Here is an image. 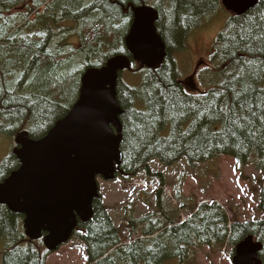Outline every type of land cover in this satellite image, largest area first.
I'll return each mask as SVG.
<instances>
[{
	"label": "trees",
	"instance_id": "obj_1",
	"mask_svg": "<svg viewBox=\"0 0 264 264\" xmlns=\"http://www.w3.org/2000/svg\"><path fill=\"white\" fill-rule=\"evenodd\" d=\"M20 1L0 0V137L13 136L15 128L22 127L34 141L43 139L72 110L87 70L100 69L115 56L130 55L125 39L133 23L132 9L148 6L159 14L156 27L166 44V60L152 70L137 69L133 61L132 71L141 75L140 83L128 84L122 74L117 86V100L124 110L118 178L129 181L145 173L158 181L159 213L135 219L131 211L126 231L143 240L125 245L124 227H116L109 209L95 201L92 220L80 223L74 235L86 248L88 264L169 260L195 264L196 250L236 248L250 236L262 244L264 264V217L232 223L217 203L193 205L182 194L181 183L174 187L178 208L167 215L163 188L169 182L150 166L156 160L165 167L186 160L193 169L231 157L244 180L247 167L261 174L256 194L264 215V0L243 16L230 14L214 44L210 70L199 72L203 86L205 74L212 79L206 82V92L200 93L188 92L181 82L174 54L185 50L191 33L210 16L225 11L221 0H41L33 6L44 12L27 21L31 15L27 11L22 25L3 17L4 9ZM66 22L76 23L81 47L67 40L56 43ZM12 51L17 60L10 56ZM26 76L31 78L29 93L23 84ZM18 77L23 78L19 93L15 91ZM19 167L15 156L8 157L0 165V183ZM187 209L190 218L181 222L176 216ZM22 224L21 215L0 206V264H46L49 253L43 242L29 240Z\"/></svg>",
	"mask_w": 264,
	"mask_h": 264
},
{
	"label": "water",
	"instance_id": "obj_2",
	"mask_svg": "<svg viewBox=\"0 0 264 264\" xmlns=\"http://www.w3.org/2000/svg\"><path fill=\"white\" fill-rule=\"evenodd\" d=\"M259 0H222L226 12L243 16ZM133 23L125 39L127 55L108 60L100 69H89L81 79L78 101L48 135L34 142L18 137L15 150L22 161L18 171L0 184V205L24 216L25 235L43 239L49 252L68 243L79 223L94 216L100 199V178L114 180L121 173L124 110L117 100L122 73L132 61L156 69L167 58L166 44L157 31L158 12L148 6L132 9ZM262 244L252 236L235 250L233 264H263Z\"/></svg>",
	"mask_w": 264,
	"mask_h": 264
},
{
	"label": "rangeland",
	"instance_id": "obj_3",
	"mask_svg": "<svg viewBox=\"0 0 264 264\" xmlns=\"http://www.w3.org/2000/svg\"><path fill=\"white\" fill-rule=\"evenodd\" d=\"M38 1L41 0H22L19 2V5L4 9L3 17L10 22H18L22 25V22L25 21L23 18L29 15L27 11H31V15H29L27 21H32L37 15L44 12V8H40L37 11L36 9L34 10L33 5L34 3H38ZM229 16L230 14L225 11H219L210 16L201 27L191 33L185 50L174 54L182 75L181 82L188 92H206L205 85L209 84V81L212 80L211 75H204L203 86L199 72L203 73L206 70H210V66H212L210 56L215 51L214 44L218 35L225 28L224 26ZM58 19L60 18L58 17ZM63 25H66V27H63L64 30L61 36L58 35L55 38L56 43L61 44L63 40H67L70 45L75 47L79 45L81 47L82 41L80 40L79 28L76 27V23L66 22ZM11 29L13 30L14 27L11 26L9 31ZM29 31L30 29H25V32ZM63 33L64 35L62 36ZM68 50H71V48ZM12 53L10 54L12 59L17 60L19 56L15 55L13 51ZM137 67V69H141L140 64ZM134 72L126 71L123 73L122 77L128 84L136 85L140 83L142 79L141 75ZM24 79L23 82V78L18 77L15 87L17 93L22 90L20 86L22 82L26 88L25 93H29L28 84L31 78L30 76H26ZM15 130L19 133L12 138H0V141H2L0 142V165L4 164L12 148L16 146L15 140L23 135L22 128H15ZM13 156L16 157V155ZM234 165L235 162L232 158L224 156L217 162L212 161L204 165H197L193 169L189 167L186 160L172 166L173 168L165 167L157 160L153 161L150 166L153 173L163 172L166 180L169 182L168 188H163L164 210L167 212V215H171L170 213L173 210L176 211L178 208V202L175 200V190L178 184L181 183L182 194L185 198L192 199L193 205L199 206L207 202L217 203L222 206V209L232 223L235 221L251 222L262 219L264 215L258 210L259 198L256 194V189H259L257 181H259L261 174L254 167H247L244 170V176H246L247 180H244L240 173L235 170ZM174 187L175 190H173ZM99 188L102 197L100 200L104 206L109 208V216L116 227L126 225V217L131 211L135 219H140L156 212L159 213L157 207L159 205V196L157 192L161 188V185H159L158 181L149 180L145 173H141L129 181L121 178H115L111 181L99 180ZM190 213V209L181 211L179 214L177 213L176 218L179 216V220L184 222L190 218ZM131 231H124V233L126 232L125 244L139 239V236L130 237L129 233H132ZM136 234H139V232H136ZM2 246L0 244V252ZM234 252V248L229 246L216 251H212L205 246L200 250H196L197 257L195 264H233ZM47 264H87L85 247L74 237L69 243L62 245L57 252L49 254ZM165 264H180V262L174 260Z\"/></svg>",
	"mask_w": 264,
	"mask_h": 264
},
{
	"label": "bare ground",
	"instance_id": "obj_4",
	"mask_svg": "<svg viewBox=\"0 0 264 264\" xmlns=\"http://www.w3.org/2000/svg\"><path fill=\"white\" fill-rule=\"evenodd\" d=\"M42 49V48H41Z\"/></svg>",
	"mask_w": 264,
	"mask_h": 264
},
{
	"label": "snow or ice",
	"instance_id": "obj_5",
	"mask_svg": "<svg viewBox=\"0 0 264 264\" xmlns=\"http://www.w3.org/2000/svg\"><path fill=\"white\" fill-rule=\"evenodd\" d=\"M254 114V113H253Z\"/></svg>",
	"mask_w": 264,
	"mask_h": 264
}]
</instances>
